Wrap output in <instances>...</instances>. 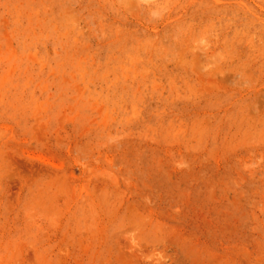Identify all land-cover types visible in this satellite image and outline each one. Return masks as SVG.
I'll use <instances>...</instances> for the list:
<instances>
[{"label":"rangeland","instance_id":"obj_1","mask_svg":"<svg viewBox=\"0 0 264 264\" xmlns=\"http://www.w3.org/2000/svg\"><path fill=\"white\" fill-rule=\"evenodd\" d=\"M0 264H264V0H0Z\"/></svg>","mask_w":264,"mask_h":264}]
</instances>
